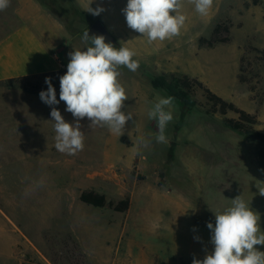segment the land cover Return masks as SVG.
Masks as SVG:
<instances>
[{"label":"rangeland","instance_id":"1","mask_svg":"<svg viewBox=\"0 0 264 264\" xmlns=\"http://www.w3.org/2000/svg\"><path fill=\"white\" fill-rule=\"evenodd\" d=\"M62 26L47 43L40 22L27 25L14 13L16 1L0 12V264H192L214 250L213 211L241 196L260 214L264 231V144L226 127L212 112L202 89L196 106L183 113L174 101L167 144L157 143V122L148 111L157 96L168 97L152 80L187 75L256 116L264 133V0H214L207 16L187 0V20L179 36L151 44L127 26V0H37ZM104 9L99 15L88 7ZM101 19L115 47L136 52V72L121 67L120 83L129 97L124 111L133 114L124 135L80 121L85 147L75 156L55 148L50 115L58 108L66 122L75 118L61 101L49 106L21 86L47 91V77L60 93V76L69 53L85 49L82 35ZM220 30L214 37V29ZM228 38L229 40L224 42ZM216 39L212 46L208 41ZM203 41L201 45L200 41ZM143 136L148 148L137 145ZM104 195L108 203L129 199L125 212L80 200L83 192ZM199 238V239H197ZM264 252V245L256 246Z\"/></svg>","mask_w":264,"mask_h":264},{"label":"clouds","instance_id":"2","mask_svg":"<svg viewBox=\"0 0 264 264\" xmlns=\"http://www.w3.org/2000/svg\"><path fill=\"white\" fill-rule=\"evenodd\" d=\"M185 0H127L122 12L127 26L147 39L149 44L171 40L181 33L187 16L183 13ZM201 16H207L214 0H187ZM11 6V0H0V11ZM86 11L99 15L102 7ZM82 42L85 49H75L68 55L67 71L60 76V93L47 77V91L40 92V99L47 105H58L63 101L66 111L75 118V123L66 122L56 107L51 109L54 122L55 148L69 156H75L85 147V133L81 131V120L87 118L89 127H106L109 132L122 136L128 121L133 120L131 112H125V101L129 99L125 87L120 83L121 67L131 72L139 68L134 59L136 52L128 47H115L106 43L103 35H89L85 30ZM174 97L157 96L147 115L157 122V143L167 144V125L173 120ZM151 141L143 136L137 138V145L148 148ZM264 196V187L258 188ZM215 225L207 224L211 231L214 250L200 260L193 258L192 264H264V252L257 245H264V231L260 227V214L254 211L241 196L231 199V206L223 211H213ZM199 239V238H197Z\"/></svg>","mask_w":264,"mask_h":264},{"label":"trees","instance_id":"3","mask_svg":"<svg viewBox=\"0 0 264 264\" xmlns=\"http://www.w3.org/2000/svg\"><path fill=\"white\" fill-rule=\"evenodd\" d=\"M220 27V25H217L214 29V37L218 34ZM228 40L229 39L226 38L220 41L226 42ZM203 41L204 40L200 41L201 45H203ZM216 41V39L210 40L207 42V44L209 46H212L214 43H216ZM152 84L155 88L165 90L169 94V96L174 97V101L178 102L181 105L183 113L190 112L196 106L195 100H193L190 96L191 93L194 92L196 88L202 89L207 100L213 105V108L210 111L219 112L222 115H226L228 111H234L239 115V118L237 120L225 118L224 123L226 127L237 131L258 143L264 144V133L255 128V125L258 123L256 116L238 108L233 102H228L227 100L223 99L222 97L214 93L211 89L206 87L198 79L190 78L187 75H184L182 77H172L170 81H167L164 77H155L152 80ZM17 85L21 84L18 80L15 79L0 82V87H6L7 89H11ZM21 87L25 92L40 97L39 94L41 91L38 87L25 84ZM80 200L83 203L92 205L94 207H105L108 205L118 212H125L130 207L129 199L122 200L117 204L108 203L104 195L95 193L93 191L83 192L80 195Z\"/></svg>","mask_w":264,"mask_h":264},{"label":"crops","instance_id":"4","mask_svg":"<svg viewBox=\"0 0 264 264\" xmlns=\"http://www.w3.org/2000/svg\"><path fill=\"white\" fill-rule=\"evenodd\" d=\"M15 10L14 13L16 18H21L27 25L35 27L40 22L42 25L46 24L52 28V33H48L45 27L42 28V38L47 41V43L55 40L53 32H62L64 29L62 26L52 17V15L37 1V0H15ZM3 12V11H0ZM2 15V13H0Z\"/></svg>","mask_w":264,"mask_h":264},{"label":"water","instance_id":"5","mask_svg":"<svg viewBox=\"0 0 264 264\" xmlns=\"http://www.w3.org/2000/svg\"><path fill=\"white\" fill-rule=\"evenodd\" d=\"M89 35H103L105 37L106 43H116L115 38L112 36V34L109 32L105 24L101 19H97L88 30Z\"/></svg>","mask_w":264,"mask_h":264}]
</instances>
